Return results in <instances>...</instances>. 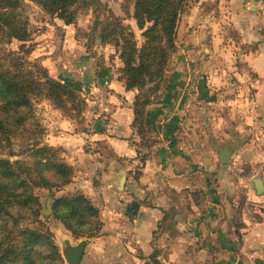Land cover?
<instances>
[{
	"label": "crops",
	"instance_id": "crops-1",
	"mask_svg": "<svg viewBox=\"0 0 264 264\" xmlns=\"http://www.w3.org/2000/svg\"><path fill=\"white\" fill-rule=\"evenodd\" d=\"M177 39V55L182 45L193 52L195 79L189 85V58L173 57L165 85L149 95L152 148L134 145L137 93L117 80V61H93L70 34L65 61L43 63L87 101L84 88L108 93L100 116L89 104L85 123L65 121L46 136L76 171L64 191L83 192L99 210L101 228L87 238L82 263L88 255L95 261L87 264H264V194L251 182L264 180V3L198 0ZM185 110L195 114V146L205 145L201 131L210 141L195 157L178 141ZM233 135L240 143L222 165L213 141L222 147ZM120 169L123 192L108 183ZM165 215L175 216L174 228L155 233Z\"/></svg>",
	"mask_w": 264,
	"mask_h": 264
},
{
	"label": "trees",
	"instance_id": "trees-1",
	"mask_svg": "<svg viewBox=\"0 0 264 264\" xmlns=\"http://www.w3.org/2000/svg\"><path fill=\"white\" fill-rule=\"evenodd\" d=\"M22 1L0 0V45L21 43L19 52L0 50V264H63L54 235L42 221L37 191L53 198L52 218L76 239H91L99 232V210L81 191L56 197L73 182L76 171L45 142L43 127L41 140H24L19 152L13 140L41 127L34 119L36 99L43 98L61 110L79 111L86 104L70 84L51 78L45 69L18 56L30 53L25 45L29 21L19 15ZM28 1L66 25L81 13H93L90 36L95 39L97 34L102 44H114L122 63L117 80L137 93L132 129L140 140L134 145L152 148L149 95L160 90L171 56L177 52L176 31L187 0H123L126 18L134 2L132 19L141 32L140 41L100 0ZM144 160L140 157L139 161ZM173 222L165 215L161 225Z\"/></svg>",
	"mask_w": 264,
	"mask_h": 264
},
{
	"label": "rangeland",
	"instance_id": "rangeland-1",
	"mask_svg": "<svg viewBox=\"0 0 264 264\" xmlns=\"http://www.w3.org/2000/svg\"><path fill=\"white\" fill-rule=\"evenodd\" d=\"M100 1L102 3L107 4L108 7L113 11V13L117 17L122 18V25L128 28L131 32H133L136 39L140 41L141 32L137 29L136 22L132 19V13H133L132 8L134 2L132 1L129 4L128 16L126 18L122 8L123 0H100ZM197 1L198 0L186 1L182 14L180 15L178 26L180 24L183 15L189 13L190 11H195V2ZM256 1L262 5L264 3V0H256ZM19 15L23 18L28 19L29 21L30 33L28 36H26L25 45H26V49H28L30 53L28 55L24 53H19L18 56L19 57L21 56L24 61L42 67L47 71V73L51 78L53 77L50 75L48 69L43 66V63L56 61V60L65 61L64 58L67 57L65 56V54L68 50L62 49V37L67 36L69 38L70 34L73 35V39L75 40V42L72 41L71 45L74 46L75 43L79 44L82 47L83 52L86 53L91 59H93V61H117L118 69L116 72V76L118 77V71L122 68V63L118 58V54L114 44H102L97 34L95 39L94 36L93 37L90 36V34H93L90 32V27L93 21L92 12L81 13L78 15L77 20L73 24L66 25L61 19L51 18L50 16L43 13L41 9L37 7L35 4L29 2L28 0H23L19 11ZM177 42L178 39H177V31H176V39H175L176 46H177ZM20 45L21 43L19 42L17 43L16 41H13L9 45H0V50H3L5 52H10V51L19 52ZM181 48L183 49L181 55L186 58H189L187 62H190V65L189 67H187V71H186V74L189 76L188 83L190 85L195 79V63L193 60H191L193 59L194 55L191 49L187 50L184 45H182ZM205 49H207V52H209V49L207 47ZM205 49L203 51V54L209 55V53H207ZM181 55L180 53L177 55L176 52L171 56L168 70H170V68L173 66V61H172L173 57H180ZM180 59L181 58H179V60ZM66 82H68L71 86L73 85L76 87V85L73 82H69V81ZM163 83L165 85V81ZM163 83L162 84L160 83L161 84L160 90L162 89ZM84 91L89 93L90 102L87 101L86 98L81 97L85 101L86 105L79 111L71 110V109H67V110L56 109V107L53 104H51L49 101L43 98L34 100L33 103L34 119L38 123L39 127L40 126L41 127L35 129V132L32 135H29L24 132L23 134L16 136L13 140L14 150L16 152H19L21 147L25 145L26 141L24 140L26 139L33 137L34 139L41 140V134L43 130L42 127L44 128V130H46V136H47L50 134V131H52L51 129H58L60 123L62 122L69 120V121H73V123H80V124L85 123L84 119L86 118L87 110L90 108L89 104L91 105L92 113L94 115H99L100 110L95 105V96L97 93H103V96H105V100H107V94H108L107 91L105 89H100L96 87V85H94L93 89L84 88ZM155 94H157V92ZM71 105L72 104H69L68 107H70ZM194 113H195V108H194ZM182 122L183 123L178 128L179 130L178 141L179 143H181V145H183L181 148L186 153H190L195 157V149H198L200 151H203V149L204 150L210 149V145H209L210 141L209 139H207V135H205L204 131H201V137H202L201 140H202V144L204 141L205 145L203 144L200 146H195V114L190 115L189 111L185 110L183 114ZM46 136H45V142H46ZM51 148L55 150L59 158L64 161L63 151L55 147H51ZM103 163L106 164L107 161ZM140 164H142V162H140ZM129 176L131 177L134 176L133 171L130 172ZM66 193L68 192L64 191L62 193L56 194V197H60L61 195ZM37 195L39 196L42 203V211H41L42 221L45 224H47V226L53 233L56 243V238L60 235L61 231L65 229L52 218L53 198L47 192L42 190H38ZM48 198H50L52 201L49 203V207L51 208V213L47 216L44 214V211L46 209V201ZM168 216L171 218L175 217L174 215H168ZM164 228L166 231L170 228L172 230L174 228V223L167 225H159L155 233L161 232V230ZM69 234L74 242L80 240V239H76L71 233ZM90 259L92 261H95V258L93 257L90 258L87 255V257L86 256L84 257L83 263L81 262V264H87ZM62 263L64 264L63 261Z\"/></svg>",
	"mask_w": 264,
	"mask_h": 264
},
{
	"label": "water",
	"instance_id": "water-1",
	"mask_svg": "<svg viewBox=\"0 0 264 264\" xmlns=\"http://www.w3.org/2000/svg\"><path fill=\"white\" fill-rule=\"evenodd\" d=\"M206 40V37H203V41ZM207 52V49H205ZM209 53V52H207ZM238 139H236L235 135H233V139L231 142L226 143L222 147H218L215 145L214 141L212 144V148L215 151L219 161L222 165H227L230 163V157L232 152L239 145ZM127 182V171L124 169H120L119 172L112 176L108 183L118 192H123L125 189V185ZM251 182L255 187V191L257 195L264 194V180L258 175L254 177ZM52 200L50 198L46 201V209L44 211L45 215H49L51 213V208L49 207V203ZM56 244L59 249V254L64 262V264H81L82 258L85 254L87 238H81L77 242H74L70 234L66 230H62L60 235L56 238Z\"/></svg>",
	"mask_w": 264,
	"mask_h": 264
},
{
	"label": "built area",
	"instance_id": "built-area-1",
	"mask_svg": "<svg viewBox=\"0 0 264 264\" xmlns=\"http://www.w3.org/2000/svg\"><path fill=\"white\" fill-rule=\"evenodd\" d=\"M104 98L103 93H97L95 96V105L99 108V110H102L104 105Z\"/></svg>",
	"mask_w": 264,
	"mask_h": 264
}]
</instances>
